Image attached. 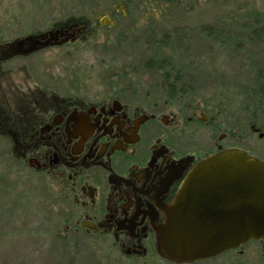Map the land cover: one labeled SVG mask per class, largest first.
Returning <instances> with one entry per match:
<instances>
[{
  "label": "flooded vegetation",
  "instance_id": "af4514ba",
  "mask_svg": "<svg viewBox=\"0 0 264 264\" xmlns=\"http://www.w3.org/2000/svg\"><path fill=\"white\" fill-rule=\"evenodd\" d=\"M96 28L80 20L0 42L6 45L0 51L1 131L15 164L46 177L55 189L65 234L76 241H112L130 259L163 258L157 229L190 171L221 151L242 148L227 142L236 134L221 132L219 112L189 102L168 67L153 68L159 77L151 81L141 77L145 68L74 83L44 77L30 91L29 80L45 75L34 70L36 54L86 45ZM250 128L264 137V123L251 120Z\"/></svg>",
  "mask_w": 264,
  "mask_h": 264
},
{
  "label": "rangeland",
  "instance_id": "374dc122",
  "mask_svg": "<svg viewBox=\"0 0 264 264\" xmlns=\"http://www.w3.org/2000/svg\"><path fill=\"white\" fill-rule=\"evenodd\" d=\"M80 20L97 23L91 42L36 54L34 70L46 76L29 80L30 91L44 77L74 83L138 68L151 81L159 77L153 68L165 63L189 102L219 112L221 132H235L227 142L264 161V137L250 128L251 120L264 123V111L253 105L264 77V32L253 34L264 28V0H0V42ZM19 170L0 127V264H173L158 256L127 258L112 241H76L64 233V209L46 177ZM240 249L191 264H264L261 241Z\"/></svg>",
  "mask_w": 264,
  "mask_h": 264
},
{
  "label": "water",
  "instance_id": "95a60500",
  "mask_svg": "<svg viewBox=\"0 0 264 264\" xmlns=\"http://www.w3.org/2000/svg\"><path fill=\"white\" fill-rule=\"evenodd\" d=\"M157 235L159 254L173 264L214 259L252 241L264 244V161L234 148L197 164Z\"/></svg>",
  "mask_w": 264,
  "mask_h": 264
},
{
  "label": "trees",
  "instance_id": "16d2710c",
  "mask_svg": "<svg viewBox=\"0 0 264 264\" xmlns=\"http://www.w3.org/2000/svg\"><path fill=\"white\" fill-rule=\"evenodd\" d=\"M60 24H63V23H60ZM60 24H56V25H60ZM53 26H55V25H51V27H53ZM263 32H264V28H262V27H259V28H256V29L253 30V34L255 36L261 35ZM162 64L163 63H158L156 66L158 68H162V70H163L165 67L162 66ZM167 77H169V76H167ZM253 97H254L253 105L255 106L254 107V112H262V111H264V77H262V81L259 83L256 91L253 93Z\"/></svg>",
  "mask_w": 264,
  "mask_h": 264
}]
</instances>
